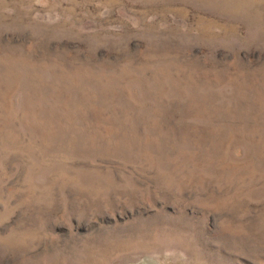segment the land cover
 <instances>
[{
	"label": "rangeland",
	"instance_id": "1",
	"mask_svg": "<svg viewBox=\"0 0 264 264\" xmlns=\"http://www.w3.org/2000/svg\"><path fill=\"white\" fill-rule=\"evenodd\" d=\"M264 264V0H0V264Z\"/></svg>",
	"mask_w": 264,
	"mask_h": 264
},
{
	"label": "bare ground",
	"instance_id": "2",
	"mask_svg": "<svg viewBox=\"0 0 264 264\" xmlns=\"http://www.w3.org/2000/svg\"><path fill=\"white\" fill-rule=\"evenodd\" d=\"M147 263H148L147 260H144V261L139 262V263H137V264H147Z\"/></svg>",
	"mask_w": 264,
	"mask_h": 264
}]
</instances>
